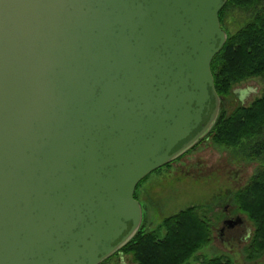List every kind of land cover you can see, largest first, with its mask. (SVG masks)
<instances>
[{
	"label": "water",
	"instance_id": "95a60500",
	"mask_svg": "<svg viewBox=\"0 0 264 264\" xmlns=\"http://www.w3.org/2000/svg\"><path fill=\"white\" fill-rule=\"evenodd\" d=\"M227 2L0 0V264H103L132 241L138 185L220 115Z\"/></svg>",
	"mask_w": 264,
	"mask_h": 264
},
{
	"label": "trees",
	"instance_id": "16d2710c",
	"mask_svg": "<svg viewBox=\"0 0 264 264\" xmlns=\"http://www.w3.org/2000/svg\"><path fill=\"white\" fill-rule=\"evenodd\" d=\"M232 10L248 12L251 17L244 27L231 35L224 28V17ZM219 18L228 40L213 59L211 70L216 91L224 100L233 94L236 85L264 78V0H228ZM209 139L225 148L252 143L254 154L263 158L264 93L249 106L237 107L230 113L221 107L213 130L200 142ZM234 202L238 212L255 226L247 254L250 259L261 257L264 255V166L235 194ZM199 211L197 207H190L168 217L152 230H146L143 223L132 241L117 254H130L137 264H193L199 252L212 241L210 221ZM202 264L234 263L223 256L205 259Z\"/></svg>",
	"mask_w": 264,
	"mask_h": 264
},
{
	"label": "rangeland",
	"instance_id": "374dc122",
	"mask_svg": "<svg viewBox=\"0 0 264 264\" xmlns=\"http://www.w3.org/2000/svg\"><path fill=\"white\" fill-rule=\"evenodd\" d=\"M248 12L232 10L224 17V28L232 35L250 20ZM264 93V78L251 79L235 86L233 94L222 100L221 107L232 112L249 106ZM254 144L236 148L215 145L211 139L197 144L169 166L150 174L136 190L143 209L146 230L155 229L168 217L190 207H197L210 221L212 241L198 254L193 264L205 259L230 258L234 264H264V255L250 259L247 254L255 226L238 212L235 194L246 187L264 166V157L254 154ZM242 223L226 228V220ZM142 223V224H143ZM103 264H137L132 255L115 254Z\"/></svg>",
	"mask_w": 264,
	"mask_h": 264
},
{
	"label": "flooded vegetation",
	"instance_id": "af4514ba",
	"mask_svg": "<svg viewBox=\"0 0 264 264\" xmlns=\"http://www.w3.org/2000/svg\"><path fill=\"white\" fill-rule=\"evenodd\" d=\"M226 221H228V220H226ZM226 221H225V222H226ZM224 225H225V224H224Z\"/></svg>",
	"mask_w": 264,
	"mask_h": 264
}]
</instances>
